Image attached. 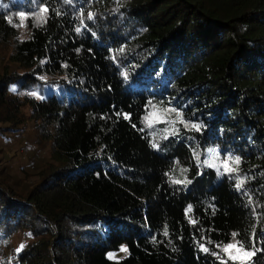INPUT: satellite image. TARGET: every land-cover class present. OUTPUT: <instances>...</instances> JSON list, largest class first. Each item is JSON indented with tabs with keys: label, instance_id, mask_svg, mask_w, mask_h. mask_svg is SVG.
<instances>
[{
	"label": "trees",
	"instance_id": "16d2710c",
	"mask_svg": "<svg viewBox=\"0 0 264 264\" xmlns=\"http://www.w3.org/2000/svg\"><path fill=\"white\" fill-rule=\"evenodd\" d=\"M0 45V140L29 118L55 162L25 197L0 182V264H226L253 230L264 248V0H0Z\"/></svg>",
	"mask_w": 264,
	"mask_h": 264
},
{
	"label": "rangeland",
	"instance_id": "374dc122",
	"mask_svg": "<svg viewBox=\"0 0 264 264\" xmlns=\"http://www.w3.org/2000/svg\"><path fill=\"white\" fill-rule=\"evenodd\" d=\"M8 57L9 49L0 45V72L8 68V73H14L16 68L9 63ZM24 112L27 118V109ZM5 125L7 126V124ZM18 128L12 129L13 131H10L11 133L7 134L6 138L3 137L2 141L0 140V182L6 186L8 185L15 194L22 198V196H27L28 192L40 183V172L46 170L49 164L55 162L50 143L39 135L36 122L27 118L26 123H22ZM5 129L9 130L7 127ZM27 240L18 233L14 234L11 236V243L8 248L11 251L13 248L16 250L24 245ZM235 241L233 239L230 243H235ZM223 247H221V250ZM122 248L125 247L122 246L117 252L108 253V257L111 259L124 257L127 251H122ZM245 251L251 252L253 250ZM229 253L231 255H242L236 249H230L229 252L223 251L226 264H242L241 260L231 259Z\"/></svg>",
	"mask_w": 264,
	"mask_h": 264
},
{
	"label": "snow or ice",
	"instance_id": "6c2138e0",
	"mask_svg": "<svg viewBox=\"0 0 264 264\" xmlns=\"http://www.w3.org/2000/svg\"><path fill=\"white\" fill-rule=\"evenodd\" d=\"M68 2H70V0H68ZM46 12H47V9H42L40 13H37V20L38 21H43L44 20V14ZM92 16H93L92 13L88 14V18L89 19H91ZM20 17H21V21H23V19H24V13L23 12L20 13ZM9 22H11V20ZM81 24L83 26V21H81ZM76 31L80 32L81 28L78 27L76 29ZM27 94L31 95V96H36L39 99H44L43 96H38V93L36 91H31V92H29ZM166 111H168V110H166ZM170 111H176V110L175 109H171ZM125 118H127V116ZM177 119L180 120L181 123L184 122L183 121V117H182V113L177 112ZM185 127H191L192 129H195L196 131H200L202 126L199 125V124H191V125L185 124ZM152 146L153 147H158V145H156V144H153ZM209 152L211 153V159H206L204 161V164L206 166H208V167L215 168L216 171H217V175L218 176L237 171V169H235V168L230 166L229 161H231L232 164L239 165V163H240V157L239 156L232 157L230 154L227 155L226 158L221 161V164L223 165V172H221L220 171V167L215 163V161L219 160V158H220L219 157V152L217 151V149H209ZM196 158H197V160H199V154L198 153L196 154ZM173 182L174 183H190L191 181H187L185 179L184 181L174 180ZM242 184H243V180H238L236 187L239 189ZM191 207L192 206L189 205V207H188V209L186 211H191ZM167 234H168L167 230H165V235H167ZM232 236L235 239V237L237 236V233H233ZM256 243H257L256 231L253 230V233H252V245H251L253 251H251V252L245 251L244 250L245 249V245L243 243H241L240 241H238V240L235 241V243H230V244L224 245L222 250L225 251V252H229L230 249H236L238 252L242 253V255H231V253H229L230 258L233 259V260H241L242 264H248V261L251 260V258L256 254V252L264 251V248H256ZM200 246L203 249V251H205V252L208 251V249L205 248L203 246V244H201ZM22 248H23V245L18 247L15 251L17 253H19L22 250ZM121 250L122 251H127L126 248H122Z\"/></svg>",
	"mask_w": 264,
	"mask_h": 264
}]
</instances>
